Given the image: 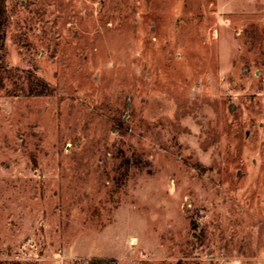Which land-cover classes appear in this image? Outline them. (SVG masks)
Here are the masks:
<instances>
[{"label": "rangeland", "instance_id": "1", "mask_svg": "<svg viewBox=\"0 0 264 264\" xmlns=\"http://www.w3.org/2000/svg\"><path fill=\"white\" fill-rule=\"evenodd\" d=\"M0 264H264V0H4Z\"/></svg>", "mask_w": 264, "mask_h": 264}, {"label": "trees", "instance_id": "2", "mask_svg": "<svg viewBox=\"0 0 264 264\" xmlns=\"http://www.w3.org/2000/svg\"><path fill=\"white\" fill-rule=\"evenodd\" d=\"M6 18H7V15H6L5 1L0 0V35L1 36L5 28ZM0 39L2 40V38ZM90 264H115V262L114 261H92L90 262Z\"/></svg>", "mask_w": 264, "mask_h": 264}]
</instances>
